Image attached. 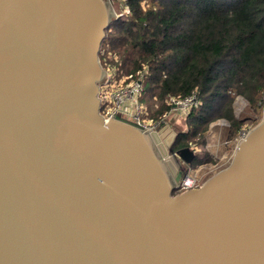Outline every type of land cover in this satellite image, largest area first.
Instances as JSON below:
<instances>
[{"label":"water","instance_id":"1","mask_svg":"<svg viewBox=\"0 0 264 264\" xmlns=\"http://www.w3.org/2000/svg\"><path fill=\"white\" fill-rule=\"evenodd\" d=\"M111 0H0V264H264V108L176 192V131L100 113ZM187 166V167H186Z\"/></svg>","mask_w":264,"mask_h":264},{"label":"trees","instance_id":"2","mask_svg":"<svg viewBox=\"0 0 264 264\" xmlns=\"http://www.w3.org/2000/svg\"><path fill=\"white\" fill-rule=\"evenodd\" d=\"M129 7L106 30L102 50L118 57L113 65L133 77L147 67L145 95L161 117L168 95L196 92L200 100L186 115L171 150L195 152L192 165L211 161L199 156L209 123L229 122L234 140L243 126L232 103L243 97L255 110L264 108V0H127ZM149 102V101H148ZM195 142V143H194ZM198 145H197V144Z\"/></svg>","mask_w":264,"mask_h":264},{"label":"built area","instance_id":"3","mask_svg":"<svg viewBox=\"0 0 264 264\" xmlns=\"http://www.w3.org/2000/svg\"><path fill=\"white\" fill-rule=\"evenodd\" d=\"M114 4L115 0H111ZM120 4V11H115L116 19L128 13L129 7L127 0H116ZM115 53L110 50L100 51V61L105 69L106 79L99 84V100H100V113L104 119H108L114 116L120 119L136 124L143 129L149 131H157L163 128L165 125L173 127V124L169 122L170 117L186 116L193 107H197L200 104V100L196 92L185 97H177L175 95H168L165 98V103L170 106L159 118L145 117L147 114V103L143 101V95H145V82L144 76L147 73V67L137 72L133 77L129 74L120 71L113 65V60H117V57L113 55ZM155 100L154 109L158 106L157 99ZM251 127L243 126L234 138L235 146L241 141L247 134ZM235 148V147H234ZM197 167V168H196ZM188 166L182 174L181 178L176 182L175 191L181 192L186 189L199 187L204 181V174L201 169L204 165L200 166ZM205 168V167H204ZM199 171L201 173H199Z\"/></svg>","mask_w":264,"mask_h":264},{"label":"rangeland","instance_id":"4","mask_svg":"<svg viewBox=\"0 0 264 264\" xmlns=\"http://www.w3.org/2000/svg\"><path fill=\"white\" fill-rule=\"evenodd\" d=\"M113 6L116 12L120 11L121 8L118 1L115 0ZM113 55L118 57L116 54ZM115 68H117V66ZM119 70L122 71V69ZM148 99L149 97L147 95H143V101L147 103V114L145 115V117H147V115L148 117H151L150 113L155 107L154 98L150 100ZM232 106L235 117L239 120H242L243 124L247 123V125L253 127L261 120L262 110L255 111L241 96H237L234 99ZM175 117L176 118L172 116L169 118V122L173 124L172 129L175 130L176 133L178 130H187L188 127L185 121L186 116L176 115ZM228 131L229 122L224 118H217L209 123L208 131L206 133L205 145L199 147V156H209L212 158L211 161L205 164L203 163L205 168L203 167L201 169V172L204 174V180L209 177L212 173L216 172L218 169L227 165L233 154L235 142L234 140H229ZM196 166H200V164L193 165V167ZM201 172L199 171V173Z\"/></svg>","mask_w":264,"mask_h":264},{"label":"flooded vegetation","instance_id":"5","mask_svg":"<svg viewBox=\"0 0 264 264\" xmlns=\"http://www.w3.org/2000/svg\"><path fill=\"white\" fill-rule=\"evenodd\" d=\"M204 164H205V163H204ZM204 164H201V165H204ZM186 167H187V166H186ZM186 169H187V168H185V169L183 168V169H182V174L184 173V171H185Z\"/></svg>","mask_w":264,"mask_h":264}]
</instances>
